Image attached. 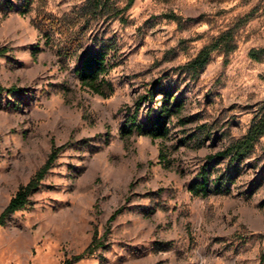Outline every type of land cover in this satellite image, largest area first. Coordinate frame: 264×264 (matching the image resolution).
Here are the masks:
<instances>
[{"label":"rangeland","instance_id":"rangeland-1","mask_svg":"<svg viewBox=\"0 0 264 264\" xmlns=\"http://www.w3.org/2000/svg\"><path fill=\"white\" fill-rule=\"evenodd\" d=\"M97 1L0 0V215L65 145L0 225V264H64L95 235L72 264H264V135L243 161L216 157L263 111L264 56L249 53L264 48V0ZM229 30L235 50L193 76L184 66ZM100 49L104 95L77 75ZM156 80L181 112L166 136L126 132L162 105L146 98ZM209 162L211 192L194 194Z\"/></svg>","mask_w":264,"mask_h":264},{"label":"trees","instance_id":"trees-1","mask_svg":"<svg viewBox=\"0 0 264 264\" xmlns=\"http://www.w3.org/2000/svg\"><path fill=\"white\" fill-rule=\"evenodd\" d=\"M134 0H130L132 4ZM97 6H107V1L98 0ZM246 20V19H245ZM234 31L229 30L220 35L218 38L213 40L208 45L204 46L198 55L189 61L184 67L193 75L198 76L201 71L208 64L210 57L215 51H224L226 55L232 53L236 44L234 42ZM7 52L6 47H0V56L5 55ZM250 56L256 60H261L264 56V48L252 49L250 51ZM107 52L104 49L93 51L85 56L81 61L80 65L77 68V75L81 78L83 83L90 87L92 90L105 94L102 89V85L106 84L103 80V76L107 71ZM5 88L0 85V93L4 91ZM11 92L15 90L14 88L9 89ZM163 95L162 105L159 107L154 116L148 117L146 125L148 129H145V124L142 122H137L135 115L129 120V123L125 125V129H128L126 132H133L137 130L141 134L151 135L153 138H158L166 136L168 133L167 119L170 115L178 114L181 112L183 104L178 99L175 98L172 93V88L166 86L160 80H156L152 83L150 90L147 93L146 98L152 99L156 93ZM205 132V129H201V136ZM264 135V106L263 111L259 114L253 121L246 135L236 139L230 145H228L224 150L216 154V157L230 158L231 162L243 161L247 157H250L253 152L257 141ZM201 140V139H200ZM65 148V145L62 146H53V150L49 155V158L45 164L36 172V174L31 178V180L20 186L17 193L11 198L9 204L6 206L2 214L0 215V225H3L6 221V218L19 210L24 209L29 203L30 195L39 187L42 180L45 178L46 174L54 165L58 154L61 150ZM164 156V154H161ZM213 158V157H211ZM165 161V159H163ZM210 162L203 167L201 171V180L197 181L191 186V191L194 194H202L203 196L208 195L211 192L210 187ZM233 172L229 170L227 173L222 174L214 180L216 182L215 189L220 192L225 191L229 188V181L232 179ZM227 191V190H226ZM114 218V215H113ZM101 240L95 235L93 242L86 248V250L76 255L74 258L66 260L64 264H72L74 260H79L83 258L86 254H93L95 249L101 246ZM264 262V253L262 256Z\"/></svg>","mask_w":264,"mask_h":264}]
</instances>
